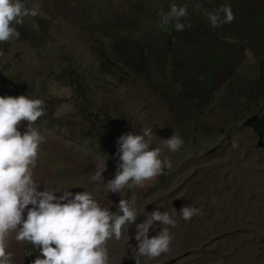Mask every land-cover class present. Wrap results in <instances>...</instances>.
<instances>
[{
  "label": "rangeland",
  "instance_id": "374dc122",
  "mask_svg": "<svg viewBox=\"0 0 264 264\" xmlns=\"http://www.w3.org/2000/svg\"><path fill=\"white\" fill-rule=\"evenodd\" d=\"M23 2L28 8L38 5V15L15 25L18 39L0 43V96L43 101L45 114L34 125L44 138L33 169L38 190L89 191L115 212L121 196L106 195L89 175L96 165H105V183L114 178L118 138L152 129L150 147H161V159L170 158L172 167L121 195L135 196L138 210L145 213L171 214L175 208L176 226H168L170 251L152 260L140 257L141 264H264V148L256 147L255 128L244 125L264 113V0H248V21L243 23L248 38L219 42L223 51H232L219 65L205 61L209 58L201 49L191 61L178 45L192 41L204 46V24L210 23L207 13L214 8L203 0L191 8L194 23L181 22L183 31L175 29L174 21L159 27L158 13L173 3L188 6L186 0ZM258 15L261 29L249 18ZM229 25L212 27L224 31ZM124 45L129 52L149 46L161 61L148 75L127 73L124 64L109 60L112 51L126 50ZM175 46L177 58L172 55L166 68L163 52ZM75 80L80 81L78 92ZM91 114L103 120L110 114L111 119L104 125L85 122ZM26 127L22 122L19 130L23 133ZM174 132L184 144L170 153L161 139ZM185 205L199 214L184 220L179 211ZM145 218L139 215L136 223ZM162 227L157 222L149 237ZM135 234L133 224L120 241L107 242L109 264H136ZM6 250L14 264H32L40 255L30 243L17 242L14 233Z\"/></svg>",
  "mask_w": 264,
  "mask_h": 264
},
{
  "label": "clouds",
  "instance_id": "9594fccd",
  "mask_svg": "<svg viewBox=\"0 0 264 264\" xmlns=\"http://www.w3.org/2000/svg\"><path fill=\"white\" fill-rule=\"evenodd\" d=\"M199 4L196 5L198 9ZM39 6L26 7L23 0H0V43H7L20 33L15 25L22 26L25 17L38 15ZM159 27L175 22L177 31H183L181 21L188 16L187 6L171 4L167 11L158 13ZM213 27L229 24L234 19L231 6L222 5L207 13ZM45 114L41 99L26 95L0 96V264H14L13 254L7 249L8 238L15 234L17 242H25L39 250L40 255L32 264H109L107 242L113 238L120 241L124 230L135 224L134 259L141 264L140 257L152 260L170 251L173 236L169 227L176 226L172 218L176 214L154 210L145 213L138 210L135 196L125 199V189L143 187L146 181L161 174L164 167L171 168L170 158L161 159V147L152 149V129L141 134L130 131L117 140L118 166L114 178L105 183V165H96L89 178L103 185L106 195L119 194L121 199L112 212L102 207L89 191L73 194L70 188L54 191L45 187L38 190L40 183L34 178L39 148L44 138L36 124ZM27 122L23 133L19 130ZM161 144L170 153L178 152L184 141L178 132ZM61 193L59 196L56 193ZM31 205V207H29ZM25 211L27 212L25 218ZM180 215L190 220L199 210L191 205L183 206ZM146 218L136 223L139 215ZM159 222L163 227L155 236L149 230Z\"/></svg>",
  "mask_w": 264,
  "mask_h": 264
},
{
  "label": "trees",
  "instance_id": "16d2710c",
  "mask_svg": "<svg viewBox=\"0 0 264 264\" xmlns=\"http://www.w3.org/2000/svg\"><path fill=\"white\" fill-rule=\"evenodd\" d=\"M201 1V0H200ZM208 3L213 9V11L216 10L215 6L217 3L224 4L223 0H203ZM188 3L187 10H188V16L184 18L181 22H184L185 19L188 20V23H194V12L191 10L192 6H194L195 2H198V0H186ZM232 12L234 14V19L231 23H229V26L225 27L224 31H219L218 28L214 29L210 23H205L204 28H205V34L201 38L202 43L204 46L200 47L197 44L192 43V41H189L190 45L188 44H182L179 43L178 45L183 48L186 53V56L188 59L191 61H194L196 57H198L197 54V49H201V51L206 52V55H208L209 60H205L207 62H213L212 64L214 65H219L221 62L227 61L231 57L232 51H223L221 47H219V42H225L226 40H229L233 36L242 39L244 41L247 40L248 38V27H244V24L246 21H248V0H230L229 1ZM222 6V5H221ZM262 15L258 16H253L249 17L252 19L254 22L253 27H259L261 29V26H259V22L261 19ZM117 30L119 31V27L117 26ZM36 33H38L37 30H35ZM105 39V38H101ZM106 41V39H105ZM111 43H114L115 40L111 39ZM186 45L189 46V48L186 47ZM126 50L122 51H112L109 55V60L111 62L116 61L117 63H122L126 66L128 69L127 73H137L139 75H148L150 71L153 69V64H157L158 61H161L160 57L158 56H153L154 54L151 53L150 47L144 48L142 51H128V47L124 45ZM186 47V49H185ZM177 46L173 47V49L168 50L166 52H163V60L164 66L166 68L170 67V57L173 55L172 59H176V51ZM191 53V57L189 56L188 53ZM196 52V54H195ZM105 55V54H104ZM203 57V56H201ZM76 81V80H75ZM77 83L75 84V89L80 91L79 86H80V81H76ZM147 84L150 86L152 85V81H146ZM78 87V88H77ZM106 115V120H103L100 118L97 114H91L90 117L85 120L87 121H92L96 125H104L110 122V114H105ZM101 127V126H100ZM162 171H165L162 169ZM167 175V172L164 173V177Z\"/></svg>",
  "mask_w": 264,
  "mask_h": 264
},
{
  "label": "water",
  "instance_id": "95a60500",
  "mask_svg": "<svg viewBox=\"0 0 264 264\" xmlns=\"http://www.w3.org/2000/svg\"><path fill=\"white\" fill-rule=\"evenodd\" d=\"M246 126H253L258 136L257 148H264V113L259 115L255 114L244 122Z\"/></svg>",
  "mask_w": 264,
  "mask_h": 264
}]
</instances>
